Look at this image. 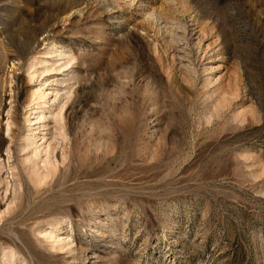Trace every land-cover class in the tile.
<instances>
[{"label": "rangeland", "instance_id": "374dc122", "mask_svg": "<svg viewBox=\"0 0 264 264\" xmlns=\"http://www.w3.org/2000/svg\"><path fill=\"white\" fill-rule=\"evenodd\" d=\"M0 264H264V0H0Z\"/></svg>", "mask_w": 264, "mask_h": 264}, {"label": "bare ground", "instance_id": "6f19581e", "mask_svg": "<svg viewBox=\"0 0 264 264\" xmlns=\"http://www.w3.org/2000/svg\"><path fill=\"white\" fill-rule=\"evenodd\" d=\"M39 94V93H38ZM40 95V94H39ZM36 97V96H35ZM38 97V96H37ZM40 97H42L43 98V94H41L38 98H40ZM48 150V149H47ZM37 151V150H36ZM49 151H47V158L44 160V163H47V164H53L54 165V161L51 159V157H49L48 155H49V153H48ZM38 154L39 153H36L35 155H37L38 156ZM40 156V155H39ZM52 156V155H51ZM52 170V169H51ZM39 176V175H38ZM41 176V175H40ZM41 178V177H40ZM44 178H46V177H44Z\"/></svg>", "mask_w": 264, "mask_h": 264}]
</instances>
